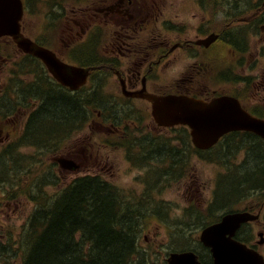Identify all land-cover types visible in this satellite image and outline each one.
<instances>
[{
    "label": "flooded vegetation",
    "instance_id": "obj_1",
    "mask_svg": "<svg viewBox=\"0 0 264 264\" xmlns=\"http://www.w3.org/2000/svg\"><path fill=\"white\" fill-rule=\"evenodd\" d=\"M185 1L21 0L24 12L20 26L25 36L52 49L61 59L68 61L71 58L75 65L91 68L85 86L108 92L105 98L108 105L102 104L103 107L93 115L95 128L100 130L101 136L107 133L126 144L136 143L142 138H159L160 127L151 117V103L142 97L146 93L159 95L182 91L190 94L200 92L198 95L201 96L210 93L209 70L203 59L207 47L195 43L203 35L197 32L194 37H189L184 32L174 38L161 34L159 29L160 26L189 27L184 17H192L191 14L183 15ZM196 1L195 5L203 13L196 27L206 26L209 22L206 16L208 7L203 0ZM36 11L41 17L38 31V23L34 21ZM218 16L217 24L230 25L228 22L231 21L224 18L223 12ZM246 38L242 41L245 42ZM10 41L7 36L0 37V91H14L21 82L28 86L32 80V57L20 51H10ZM192 56L194 62H191ZM261 72L257 75L259 78L262 77ZM136 91H139V97L130 95ZM215 92L212 90V95ZM255 92L253 98L261 100V94ZM238 97L244 103L245 99L241 95ZM78 111H81L80 107ZM86 115L89 112L86 111ZM0 117L13 120L15 115L1 113ZM83 136L78 133L77 140L81 141ZM94 145L93 141L91 147L85 148L90 150H84L77 159L73 158L80 169L91 168L86 166ZM156 149L153 143L152 152ZM238 209L257 212L258 217L243 223L238 233L249 235L254 229L253 224H257L256 234L263 237L261 242L252 240L250 245L264 255V198L254 206Z\"/></svg>",
    "mask_w": 264,
    "mask_h": 264
},
{
    "label": "trees",
    "instance_id": "obj_2",
    "mask_svg": "<svg viewBox=\"0 0 264 264\" xmlns=\"http://www.w3.org/2000/svg\"><path fill=\"white\" fill-rule=\"evenodd\" d=\"M47 89L52 93L48 94ZM37 93L35 119L31 130L28 132L27 128L22 135L23 140L38 143L45 138L48 145H56L61 127L66 128L71 117L79 113L78 102L50 84ZM231 140L235 148L245 150L246 158L236 174L225 178L224 185L218 184L221 196L211 206L217 211L226 207L228 196L241 198L264 190V143L248 133H236ZM163 145L157 152L161 158H179L174 152L176 146L162 149ZM4 156L12 160L6 152ZM20 159L21 156L14 158L16 162ZM164 173L167 172L162 169L161 174ZM37 187L40 189L41 184ZM37 202L41 204L33 210L20 250L0 243V264H10L13 259H7L19 255L21 264H127L137 252V231L145 219L140 205L127 201L117 186L101 177H77Z\"/></svg>",
    "mask_w": 264,
    "mask_h": 264
},
{
    "label": "rangeland",
    "instance_id": "obj_3",
    "mask_svg": "<svg viewBox=\"0 0 264 264\" xmlns=\"http://www.w3.org/2000/svg\"><path fill=\"white\" fill-rule=\"evenodd\" d=\"M231 1L232 0H209L208 3L218 8L220 5L225 6L230 4ZM185 2L186 6L185 10L183 11V15L186 16L191 14L192 17L190 19L184 17V20L188 22L189 27L174 26L171 27L172 30L169 33H167V27H161L160 31L163 32V34L178 38L180 34L185 32L187 36L194 37L197 32L208 33L206 30L214 29L213 27L208 26L196 27L197 22L203 13L200 7L195 5L193 0H186ZM35 18L38 22V26H40L39 24L41 22V17L36 16ZM260 27L262 28L259 30L258 34L249 35V42L246 43V53L242 56L244 67L247 66V61L250 58L254 59V64L256 66L259 68H264V56H261L263 55L262 52H264V25H260ZM37 28L40 29V27ZM216 29H219V27ZM261 45H263L262 48ZM257 49L261 55H257L259 53H256ZM233 51V48L224 41L215 42L207 50L205 56L206 60H212L214 66L213 70L211 69L208 73V79L212 89L219 91L223 84L222 78H220V75L217 74L218 70L227 67L229 63L235 60V58L241 57V55L233 56ZM260 71V69L254 68L252 73L258 74ZM235 73H239V70L235 69ZM261 74V83L259 85L255 86L250 79L249 83L243 85L242 92L250 106H253L254 109L264 113V70L261 72ZM224 81H227V83L224 82L227 89L236 90V87L238 86L237 81L225 79ZM254 91H256L255 94H261V100H257L258 98H253ZM47 93L51 94L52 92L47 90ZM92 124L93 121L91 120L87 125V130H89V126ZM168 131L162 130L160 132V137L167 142H171L172 144H181L179 141H176V137L180 135V132H173L172 130ZM175 131H178V129H175ZM99 133L100 132L94 135L93 132H90L91 139L89 142H91L92 146L94 141L95 145L94 149L92 150L93 154H91L89 163L86 167H91L90 169H94L95 172L104 175L106 179L118 185L122 192H125L127 195L131 194L135 200H138V197L141 195V193H144L145 189L143 180L141 179L143 178L144 169H154V171H159V167H161L162 164L159 162L158 166H151L150 168L142 165L137 166L134 161V157L139 153L137 148L125 147L123 143L117 140L115 137H111L107 133H104L101 136ZM74 135L62 143L57 151L54 150L52 152L46 153V150L42 149L38 153V165L35 167L33 174L26 181L23 176L19 177L18 185L14 187L15 189H13V187L11 188L14 192L12 204L6 206L4 202L0 201V225L3 226H0V232L6 234L4 237L5 239L9 238L12 241L14 238H16L15 236L17 235V232L20 230V227L25 220L26 213L29 214L33 206V203H30L29 200L24 196L23 189L25 186L30 188L29 190L31 193L39 195L40 193L36 183H39V181L44 177V180L47 178L52 179L51 174L48 172L43 171L41 174H39L46 161H48L50 164V160L53 161L55 156L72 153V149L75 147L76 149L74 152L76 154L83 152L86 144H82L81 147L77 148L79 145L76 144L77 140L74 138ZM32 148L33 147H24L19 149V152L22 154H30L33 152ZM187 153L188 155H185V165L177 171V175L172 176V182L165 181L163 182L164 184H161V182L155 184L156 190L154 194V201L156 200L158 203L161 202V204H163V210H161L158 205H155L151 197H149L150 201L143 205L147 208L146 213L148 214V219L146 220L147 223L143 225V231L140 233L141 236L139 241L141 244H145L146 241H148L146 246H151L152 250H148L147 253L151 254L155 260H159L157 253H159V255L165 253L166 244H168L171 240L170 234L176 235L179 231V233L182 234L179 235L180 237H183V234H186V238H190L192 242L196 241L198 237L199 226L203 223V221L201 222L196 216L192 215L191 209L200 211L202 210L213 194L216 186L215 180L219 174L218 172L223 169L222 164H219L216 161L211 162L206 159H201V157L195 154L193 150H189ZM209 159L213 160L212 158ZM239 159H236L235 163H238ZM229 160H231V158ZM40 161H42V163H40ZM20 163L21 162H19V166ZM146 165H150V163L148 162ZM54 168L58 169L57 166H54ZM154 171L150 172V174L156 176ZM51 172L54 173V171ZM89 172L94 173L92 171ZM76 176L77 174H75L73 171H66L64 175L60 177V183L64 184ZM59 187L48 186L44 187L43 189L46 193H48L47 191H53ZM253 198L247 200L242 199V201L239 200L238 204L240 207L246 205L254 206L256 200L258 201V198ZM143 200H145V198H143ZM188 208L190 210V217H193L196 222H200L199 224H194V221L187 217L186 213ZM142 212L143 214L145 213V211ZM152 215L156 216H153L149 219V217ZM253 226V237L254 239H258V237L255 236L258 230V225L253 224ZM184 227L187 229L184 230V232L180 231ZM180 243L183 244L182 242ZM179 245L180 244L177 243V246ZM151 247H149V249H151ZM14 249L20 250V246L15 244ZM17 260H19L18 257Z\"/></svg>",
    "mask_w": 264,
    "mask_h": 264
},
{
    "label": "water",
    "instance_id": "obj_4",
    "mask_svg": "<svg viewBox=\"0 0 264 264\" xmlns=\"http://www.w3.org/2000/svg\"><path fill=\"white\" fill-rule=\"evenodd\" d=\"M21 12L19 0H0V35L11 34L25 52L40 57L58 81L77 89L85 82L87 70L61 62L50 50L23 37L18 22ZM215 38L211 34L199 43L208 45ZM148 98L152 102V115L159 125H188L192 141L200 149L211 147L230 130H250L264 138V119L249 114L230 96H219L210 101L175 94L150 95ZM253 218L248 212L227 214L220 222L202 230L200 240L210 248L213 264H264L258 252L233 238L239 225ZM168 261V264H201L192 251L172 253Z\"/></svg>",
    "mask_w": 264,
    "mask_h": 264
},
{
    "label": "bare ground",
    "instance_id": "obj_5",
    "mask_svg": "<svg viewBox=\"0 0 264 264\" xmlns=\"http://www.w3.org/2000/svg\"><path fill=\"white\" fill-rule=\"evenodd\" d=\"M101 197V196H100ZM107 201V200H106ZM65 207V206H64ZM112 208V207H111ZM109 211H111V210H109ZM68 214V213H67ZM97 214V213H96ZM110 218V217H109ZM127 222V221H126ZM100 223V222H99ZM113 225V224H112ZM104 226V225H103ZM110 227V226H109ZM109 229V228H108ZM105 232V231H104ZM131 233V232H130ZM123 235V234H122ZM103 243V242H102ZM32 247V246H31ZM132 248V247H131ZM109 249V248H108ZM33 251V250H32ZM119 253V252H118ZM123 253V252H122ZM30 258V257H29ZM121 260H122V258H121ZM90 261V260H89Z\"/></svg>",
    "mask_w": 264,
    "mask_h": 264
}]
</instances>
